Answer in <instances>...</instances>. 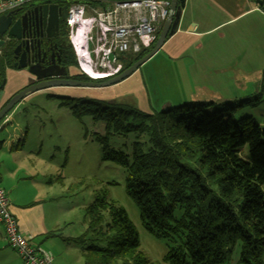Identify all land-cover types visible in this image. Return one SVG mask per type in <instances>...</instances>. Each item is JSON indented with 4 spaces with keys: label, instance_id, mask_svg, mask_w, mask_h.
Segmentation results:
<instances>
[{
    "label": "trees",
    "instance_id": "16d2710c",
    "mask_svg": "<svg viewBox=\"0 0 264 264\" xmlns=\"http://www.w3.org/2000/svg\"><path fill=\"white\" fill-rule=\"evenodd\" d=\"M78 1L106 7L112 0ZM183 4L177 0V6ZM259 6L264 9V3ZM155 42L128 56L123 69ZM66 49L61 55L64 63L75 64L70 43ZM6 67H13L11 51L0 55V80ZM72 78L92 80L86 75ZM11 96L3 95L0 107ZM53 96L66 99L71 112L89 113L103 122L105 132L96 136L103 158L124 167L125 191L138 206L144 227L176 243L164 261L226 264L238 244L240 264H264V124L252 115L235 118L244 100H228L211 110L210 103L189 101L148 112L113 98ZM128 134L133 135L130 156L108 146L110 136ZM84 218L83 233L69 240H89L82 250L85 264H162L140 250L127 212L107 197L106 190L84 207ZM57 231L46 235H58Z\"/></svg>",
    "mask_w": 264,
    "mask_h": 264
},
{
    "label": "crops",
    "instance_id": "0c3cea01",
    "mask_svg": "<svg viewBox=\"0 0 264 264\" xmlns=\"http://www.w3.org/2000/svg\"><path fill=\"white\" fill-rule=\"evenodd\" d=\"M259 5L255 0H184L175 32L132 74L105 88L127 96L148 112L189 101L210 103L211 110L228 100H244L235 115L255 118L256 114L255 119L264 124V9ZM69 68L72 73V65ZM4 77L3 95L9 97L33 75L13 66L5 68ZM42 90L22 99L0 122V186L7 192L20 230L53 255L55 246L69 247L74 237L61 235V224L68 222L61 218L62 210L54 214L49 209L55 195L52 180L41 177L47 158L41 154L43 133L32 135L35 130L23 122L28 100ZM52 230H58V235L48 237ZM56 236L58 240L52 238ZM1 239L0 248L8 246L3 229ZM11 250H0V264H22ZM75 263L80 259L75 258Z\"/></svg>",
    "mask_w": 264,
    "mask_h": 264
},
{
    "label": "rangeland",
    "instance_id": "374dc122",
    "mask_svg": "<svg viewBox=\"0 0 264 264\" xmlns=\"http://www.w3.org/2000/svg\"><path fill=\"white\" fill-rule=\"evenodd\" d=\"M70 74L73 75L74 70ZM72 87L75 90H42L31 97L28 105L25 106L26 118L23 120L28 129L35 130L32 135L37 131L43 133L40 138L43 140L41 154L47 158L45 164L43 163L45 175L41 177L45 180L51 179L53 182L55 199L50 203L49 209L54 214L57 210H62L61 218L68 221L64 225L61 224V235L80 236L86 227L84 207L94 200L96 193L106 190L107 197L115 200L127 212L137 231L140 250L150 260L169 264L163 258L170 249L176 247V243L171 238L153 235L144 227L138 206L125 191L126 171L124 167L113 160L103 158L101 143L96 139L98 133L105 132L103 122L95 120L89 113L71 112L70 103L68 105L66 99L53 95L82 96L96 100L113 98L112 100L129 103L135 107L138 104L130 101L127 96L118 94L115 90H107L105 87ZM22 109L23 107L20 108ZM239 116L241 115H235V118ZM254 116L256 118L257 115ZM132 140L133 135L128 134L125 137L110 136L107 142L109 147L122 149L130 156ZM123 144L125 146H122ZM241 151L246 158L247 147L243 146ZM82 179L81 184H78ZM1 233L0 226V246L2 245ZM52 238L58 240L59 237ZM29 240L32 244L35 243L32 239ZM88 242L89 240L85 244ZM85 244L70 242L69 247L55 246L54 264H85L81 255ZM5 247L12 251L8 246H2L0 250ZM239 249L240 246L236 244L226 264H240L238 262ZM75 258L80 259V263H75Z\"/></svg>",
    "mask_w": 264,
    "mask_h": 264
},
{
    "label": "built area",
    "instance_id": "2783aa9c",
    "mask_svg": "<svg viewBox=\"0 0 264 264\" xmlns=\"http://www.w3.org/2000/svg\"><path fill=\"white\" fill-rule=\"evenodd\" d=\"M31 1L35 0H0V15ZM170 2L112 0L108 6L100 7L70 0L64 24L76 60L72 65L74 74L102 80L120 73L128 56L136 55L155 42ZM79 25H86L82 38L76 36ZM9 204L7 192L0 186V225L7 245L22 264H53L52 253L32 244L20 230Z\"/></svg>",
    "mask_w": 264,
    "mask_h": 264
},
{
    "label": "water",
    "instance_id": "95a60500",
    "mask_svg": "<svg viewBox=\"0 0 264 264\" xmlns=\"http://www.w3.org/2000/svg\"><path fill=\"white\" fill-rule=\"evenodd\" d=\"M35 1L31 2L27 7L21 6L6 14L0 15V46L5 44V38L7 37L15 40L17 42L14 48L15 58H17L18 55L21 56V58L20 61L14 62L13 66L17 68H26L36 79H39L36 82L28 83L25 87L13 94L5 105L0 107V122L12 111L15 105L36 91L55 86L106 87L129 76L162 46L168 35L175 32L181 11V8L177 6V0H171L169 12L162 23L154 46L145 55L134 61L120 73L102 80H81L71 77H59V73L39 74L33 70V66H36L35 64H29L23 59L26 57V51L33 47V42L40 45V41H42L43 37L51 36L49 30H57L59 22L61 20L65 21L67 8L65 5H59V3L63 1L69 3V0ZM255 2L257 4H263L264 0H255ZM64 73H66V71H64ZM47 76L51 77L45 78ZM5 82V77L0 80V101L3 97Z\"/></svg>",
    "mask_w": 264,
    "mask_h": 264
},
{
    "label": "flooded vegetation",
    "instance_id": "af4514ba",
    "mask_svg": "<svg viewBox=\"0 0 264 264\" xmlns=\"http://www.w3.org/2000/svg\"><path fill=\"white\" fill-rule=\"evenodd\" d=\"M36 2V1H35ZM68 2H60L59 5H65L68 8ZM51 34L50 37H43L42 41H40V45H37L36 42H33V47L26 51L25 59L29 64H35L33 66V70L37 73H59V77H73L75 74H70L69 66H66L64 63V59L61 55H65L63 50L67 51L66 45H68L69 37H68V29L65 27L64 21L59 22V26L57 30L51 29L49 30ZM16 41L10 37L5 38V44L2 46V55L11 51V57L13 59V63L16 61H20L21 56H17L15 58L14 48L16 45ZM23 49V48H22ZM21 53V51H20ZM68 55V54H67ZM66 71V73H64ZM33 75V74H32ZM78 75V74H76ZM51 76H47L45 78H49ZM36 77H33L29 80V83H33L38 81Z\"/></svg>",
    "mask_w": 264,
    "mask_h": 264
},
{
    "label": "clouds",
    "instance_id": "9594fccd",
    "mask_svg": "<svg viewBox=\"0 0 264 264\" xmlns=\"http://www.w3.org/2000/svg\"><path fill=\"white\" fill-rule=\"evenodd\" d=\"M85 30H86V25H79V28L77 30V35H76L77 38H82Z\"/></svg>",
    "mask_w": 264,
    "mask_h": 264
}]
</instances>
